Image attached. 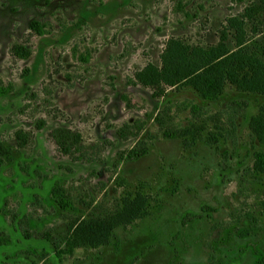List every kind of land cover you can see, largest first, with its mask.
<instances>
[{"label":"rangeland","instance_id":"374dc122","mask_svg":"<svg viewBox=\"0 0 264 264\" xmlns=\"http://www.w3.org/2000/svg\"><path fill=\"white\" fill-rule=\"evenodd\" d=\"M170 38L264 64V0H0V84L12 85L0 98V264H264V142L251 127L264 95L227 73L215 101L187 83H134ZM57 127L81 135V157L60 150ZM141 140L140 159H118ZM66 194L81 211L60 208ZM116 201L123 216L71 253L37 236Z\"/></svg>","mask_w":264,"mask_h":264},{"label":"trees","instance_id":"16d2710c","mask_svg":"<svg viewBox=\"0 0 264 264\" xmlns=\"http://www.w3.org/2000/svg\"><path fill=\"white\" fill-rule=\"evenodd\" d=\"M234 21H237V19H231V22ZM30 26L39 33L43 32L42 26L36 20H33ZM13 52L21 57H28L30 54V50L22 45L13 46ZM227 53L228 50L224 45L209 48L191 47L180 39L170 38L162 53V65L149 63L135 74L134 83L155 87L161 93L165 92V86L172 87L187 83L196 87L206 100L215 101L219 99L222 93L224 75L227 73L226 75L239 88L258 90L264 95V64L250 58L246 60L247 57L242 56L241 53H232L230 56L224 57ZM227 66H230V69L224 72L228 69ZM247 67H249L248 70H246ZM239 71H244L242 78L238 76ZM11 91V84H0V98L8 96ZM251 127L254 139L264 142V115L253 118ZM185 130L192 131L190 128ZM118 133L126 136L123 128L119 129ZM17 135L18 138L24 140L20 133H17ZM51 135L61 151L68 153L73 149L72 152L78 153L76 157L82 156L83 144L81 143V135L78 132L67 127H57L52 130ZM217 141L215 137L211 140V142ZM22 144L23 142H21ZM139 145L142 146L132 148L128 152L119 153L118 159H140L147 149L144 146V141L141 140ZM254 155L257 162L264 169V151H255ZM55 201L63 210L81 211L79 208H75L71 196L68 194L58 195ZM123 214L124 208H122L121 202L116 201V206L113 209L100 208L97 212H90L89 217L74 229L73 226H70L56 235L52 234L51 230H47L37 236L46 239L55 255L61 257L67 252H73L78 242H92L89 239L92 235V226L94 232V226L101 229L106 225H111L119 220ZM25 236L28 238L32 235L25 234ZM2 241H5L6 244L10 242L9 239L0 236V244H2Z\"/></svg>","mask_w":264,"mask_h":264}]
</instances>
